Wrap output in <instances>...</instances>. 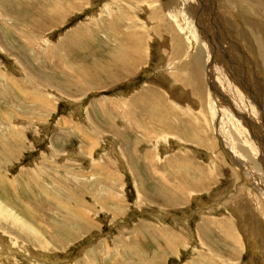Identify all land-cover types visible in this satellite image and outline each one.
<instances>
[{
    "label": "rangeland",
    "instance_id": "1",
    "mask_svg": "<svg viewBox=\"0 0 264 264\" xmlns=\"http://www.w3.org/2000/svg\"><path fill=\"white\" fill-rule=\"evenodd\" d=\"M246 1L0 0V264H264Z\"/></svg>",
    "mask_w": 264,
    "mask_h": 264
},
{
    "label": "bare ground",
    "instance_id": "2",
    "mask_svg": "<svg viewBox=\"0 0 264 264\" xmlns=\"http://www.w3.org/2000/svg\"><path fill=\"white\" fill-rule=\"evenodd\" d=\"M192 1H195V0H192ZM201 1V0H200ZM205 1V0H204ZM241 1V0H240ZM249 2H252L253 0H247ZM246 1V2H247ZM255 1H261V0H255ZM246 2H244L246 4ZM262 2L264 3V0H262ZM207 4V3H206ZM238 4V3H237ZM259 4V3H258ZM242 5V4H241ZM244 5V4H243ZM242 5V6H243ZM205 6V5H204ZM249 6V4H248ZM247 6V8H248ZM258 6V5H257ZM238 7V6H237ZM240 8V6H239ZM253 8V7H252ZM255 9V8H254ZM213 10V9H212ZM243 11L245 13V15H248V16H251L252 15V9H245L243 8ZM197 12V11H196ZM198 13V12H197ZM200 13V12H199ZM244 15V14H243ZM242 15V16H243ZM174 17V16H173ZM254 20V19H253ZM210 21V20H209ZM244 22V21H243ZM250 23V22H249ZM250 28L252 30V32L256 31L257 34H254L252 36V40L253 42L258 45L260 43V50H262V52L264 53V34H260V30L259 28H257L256 24H254L253 22L250 23ZM249 36V35H248ZM250 37V36H249ZM208 47V46H207ZM212 51V50H211ZM210 51V53H211ZM214 55V54H213ZM263 54H261L260 56H262ZM244 56L246 57L247 59V56L246 54H244ZM213 57V56H212ZM211 56H209V64L210 66L212 67V64H216V61L214 58H212ZM262 58L264 59V56H262ZM248 61V59H247ZM264 61V60H263ZM215 71L218 72L219 74V71L216 69V65L213 66ZM262 67V66H261ZM216 72V73H217ZM223 75V74H222ZM228 75V74H227ZM221 76V75H220ZM247 78V77H246ZM227 79V78H226ZM252 79V77H251ZM219 82V81H218ZM225 84V82H223ZM222 85V84H221ZM254 86V84H253ZM222 88V91H221V99L219 100H225L227 103H231L230 106H234L236 108L234 109H237L240 113L243 114V116L245 118H247L250 122V126L252 125L256 131H260L262 134H264V124L262 123L264 121V119L260 116V113L258 112V108H254L252 104V102H254L256 105L258 102L259 105L262 103L261 101V98H259L258 100H256L255 98V94L257 93V91H260L259 89L257 90H254L255 86L253 87V91H254V94H250L248 97L246 96V94L244 93V91L242 90V92L240 91V89H233V85H228L227 83L225 84V86H221ZM247 91V90H246ZM263 91V89H262ZM253 96V97H252ZM229 100V101H228ZM253 100V101H251ZM247 123V122H246ZM260 132H258V134H260ZM262 136V135H261ZM264 136V135H263ZM261 140H259V142H262L264 144V139L262 140V138H260ZM264 147V146H263ZM257 148V146H256ZM264 152V151H263ZM264 158V157H263ZM5 203V202H4ZM5 204H3L1 201H0V211H1V214L3 213H13L12 210L10 209V207L8 206H4ZM9 216V215H8ZM6 217V216H5ZM12 217V216H11ZM18 217V216H17ZM20 219V218H19ZM20 221V220H19Z\"/></svg>",
    "mask_w": 264,
    "mask_h": 264
}]
</instances>
